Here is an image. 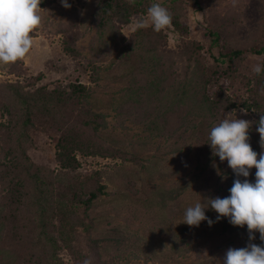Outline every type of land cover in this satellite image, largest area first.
Segmentation results:
<instances>
[{
	"label": "rangeland",
	"instance_id": "1",
	"mask_svg": "<svg viewBox=\"0 0 264 264\" xmlns=\"http://www.w3.org/2000/svg\"><path fill=\"white\" fill-rule=\"evenodd\" d=\"M68 2L70 9L62 7L60 0L41 7L45 9L41 13L44 23L33 35V47L22 61L0 65V85L18 81L31 88L59 86L69 91L72 85L81 84L83 109L104 115V126L95 131L103 147L93 153L74 150L75 169H64L57 156L63 127L37 119L25 142L28 156L41 171H50L61 180L82 175L86 186L91 180L86 176L89 171L100 173L103 194L91 201L86 213L105 262L101 264H223L228 248L247 245L248 230L224 227L210 207L205 214L215 221L212 226L207 221L198 227L181 221L185 209L195 202L228 196V188L237 178L226 160L221 162L213 155L208 135L224 118L254 121L264 112V87L257 94L258 87L248 90L251 81L256 82L252 69L262 64V55L244 54L229 77L215 80L212 74V80L200 88L208 96L206 104L199 105L203 103L199 101L189 108L181 106L176 131H166L164 125L158 128L153 121L176 101L178 92L171 94L170 88L194 77L192 44H200L201 62L212 69L208 27L221 30L225 44L240 47L260 30L264 0H178L179 26L161 32L151 26L132 31L137 19L147 18L148 7L129 15L115 12L109 26L98 30L93 19L100 0ZM154 78L165 79L164 84L170 86L165 94L168 99L153 101L152 108L145 99L151 96L149 85ZM77 114L73 111L63 121L77 123ZM88 136V131L80 133V146L85 147ZM107 146L127 151L139 162L111 151L108 154ZM4 149L0 145V178L5 177L2 165L10 156L2 158ZM252 149L259 158L261 147ZM255 171L250 169V182H255ZM12 184L8 187L0 182V195L19 188ZM29 225L20 226V235L26 236ZM2 235L6 238L3 243L20 258L0 264H34L32 257L28 259L33 254L27 248L28 239L18 241L7 228ZM255 237L252 243L264 244L258 232ZM59 252L63 264H83L75 262L65 248Z\"/></svg>",
	"mask_w": 264,
	"mask_h": 264
},
{
	"label": "trees",
	"instance_id": "2",
	"mask_svg": "<svg viewBox=\"0 0 264 264\" xmlns=\"http://www.w3.org/2000/svg\"><path fill=\"white\" fill-rule=\"evenodd\" d=\"M53 1L55 0H42L40 7ZM153 3L165 6L172 14V25L179 26L178 0H135L134 5H129L127 0H100L93 22L98 30H102L109 26L111 16L115 12L129 15L134 10L149 7ZM208 34L207 50L213 58L214 67L205 68L201 62L203 57L200 51L201 46L193 43L191 52L193 64H196L192 71L194 77L184 83H176L170 88L171 94L178 92L177 99L170 103L171 107L164 110L166 113L162 112L160 116L158 114L155 116L156 120L153 123H158L159 125L156 124L158 128L164 125L165 127L162 128L166 131H176L178 128L176 124L178 125L182 118L179 108L181 106L189 108L199 101L203 102L199 105L206 104L208 96L200 88L204 89L213 76L214 78H220L222 75L229 77V73L235 71L234 65L244 54L262 55V64H264V17L260 30L255 31L240 47H232L230 43L225 44L222 40L224 37H221V30L208 27ZM255 77L253 80L256 82L251 81V85L247 82V85H249L248 90L258 87L257 94L260 87H264V72ZM164 82L165 79L155 80V78L150 82L149 94L151 96H147L145 100L152 108L155 107L151 104L153 101L159 98L168 99V94H165L170 84L166 85ZM72 88L71 91L59 86L54 89H46L44 86L31 88L18 81L0 85V107L3 110L0 114L3 118L0 120V145L5 146L1 156L5 158L10 155L6 164L2 165L5 177H1L0 182H3L4 186L9 185L8 187L11 183H13L11 187L19 186L12 190L16 192V195L9 190L0 195V256H3L0 257V261L11 259V263H15L20 258L15 249H9L3 243L6 238L2 233L7 228L16 235L18 241L29 240L27 248L31 249L33 254L28 259L32 257L34 264H63L59 252L61 247L68 251L75 262L80 261L84 264L86 259L90 261V264L104 262L100 257L97 240L92 238V220L86 213L91 201L103 194L104 184L101 183L100 173L89 171L86 176L91 180L87 186L80 174L61 180L59 176L52 175L50 171H41V167L36 165L26 152L25 142L37 119L40 122H52L63 127L62 141L57 140L59 147L57 156L64 169H75L77 160L72 154L74 150L93 153L103 147L99 143L102 139L97 133L95 134V131L104 126V115L83 109L84 86L75 84ZM253 105L257 107L255 101ZM73 111L78 112L75 116L77 123L64 122L63 120H66ZM261 114L264 112L257 115L249 132V142L255 149L260 148L259 133L255 130L257 127L255 122L259 120ZM65 127H68L67 130ZM82 131L89 133L85 147L79 145ZM107 149L108 154L111 151L112 154L116 153L115 155L123 159L139 162L137 156L127 151L112 149L110 146H107ZM227 192L229 195V191ZM84 195H88L87 198H83ZM220 221L224 227L229 225L235 230L247 229L246 225L233 226L225 217H221ZM24 222L30 223L28 226L30 230L23 237L19 229L20 226L23 227ZM28 259L27 262H30Z\"/></svg>",
	"mask_w": 264,
	"mask_h": 264
},
{
	"label": "clouds",
	"instance_id": "3",
	"mask_svg": "<svg viewBox=\"0 0 264 264\" xmlns=\"http://www.w3.org/2000/svg\"><path fill=\"white\" fill-rule=\"evenodd\" d=\"M41 3L42 0H0V65L22 61L29 54L33 47V35L44 23L41 13L45 9L40 7ZM60 3L65 9L71 8L68 0H60ZM127 3L134 5L135 0H127ZM149 26L156 32L167 30L172 26V14L160 3L151 4L147 9V18L137 19L132 31ZM252 71L260 75L264 72V64H256ZM240 111L247 114L246 109ZM255 123L262 149L259 158L249 143L253 121L224 118L211 128L208 144L213 155L218 156L221 162L226 160L237 178L233 180L228 196L208 197L195 202L185 209L181 221L195 227L207 221L212 226L215 221L205 214L210 207L217 213L216 221L225 217L233 226H247L249 242L245 247L228 248L223 264H264V244L251 242L256 238L255 232L264 242V114ZM253 167L256 169L255 182H250L247 177ZM84 264H90V261L86 259Z\"/></svg>",
	"mask_w": 264,
	"mask_h": 264
}]
</instances>
